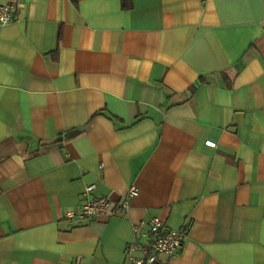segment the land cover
Here are the masks:
<instances>
[{"label": "crops", "instance_id": "1", "mask_svg": "<svg viewBox=\"0 0 264 264\" xmlns=\"http://www.w3.org/2000/svg\"><path fill=\"white\" fill-rule=\"evenodd\" d=\"M0 0V264H264V0ZM211 142L213 145L208 144ZM91 197L122 215L67 219Z\"/></svg>", "mask_w": 264, "mask_h": 264}, {"label": "built area", "instance_id": "2", "mask_svg": "<svg viewBox=\"0 0 264 264\" xmlns=\"http://www.w3.org/2000/svg\"><path fill=\"white\" fill-rule=\"evenodd\" d=\"M16 7L11 3L0 4V24L12 22L16 17ZM213 145L211 142H207ZM94 185H86L82 193L84 201L75 213L65 212L67 219L77 216L92 220L101 214L122 215L128 208L130 200L137 194V188L130 186L118 201L107 196L91 197ZM133 240L124 248L123 264H166L161 256H171L180 249L186 231L182 228L172 229L166 226L159 216H152L146 223L133 226Z\"/></svg>", "mask_w": 264, "mask_h": 264}, {"label": "trees", "instance_id": "3", "mask_svg": "<svg viewBox=\"0 0 264 264\" xmlns=\"http://www.w3.org/2000/svg\"><path fill=\"white\" fill-rule=\"evenodd\" d=\"M121 5L123 9H129L131 8V2L130 0H121Z\"/></svg>", "mask_w": 264, "mask_h": 264}]
</instances>
